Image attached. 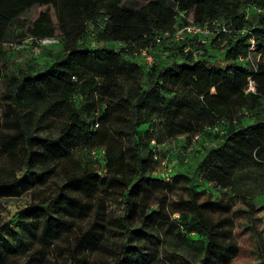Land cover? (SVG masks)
Returning <instances> with one entry per match:
<instances>
[{
    "label": "trees",
    "instance_id": "1",
    "mask_svg": "<svg viewBox=\"0 0 264 264\" xmlns=\"http://www.w3.org/2000/svg\"><path fill=\"white\" fill-rule=\"evenodd\" d=\"M123 2L0 0V47L13 24L33 44L58 38L61 45L59 53L42 49L41 68L32 63L0 73L6 108L0 147L9 168L16 167L12 178L0 179V199L32 197L13 227H0V264L27 251H36V264H45V254L59 253L62 245L66 264H231L237 252L231 229L205 214L213 203L197 202L205 188L196 187L206 183L246 207L247 227L257 236L264 263V236L252 225L258 221L253 199L264 196V0H173V7L149 0L134 11L122 8ZM34 7L36 18L28 24L22 16ZM246 7L262 12L248 19L241 14ZM189 25L207 26L212 33L226 26L228 33L198 45L200 53L189 40L164 37ZM90 27L93 48L85 45ZM251 39L253 55L261 60L240 62L250 54ZM118 41L135 49L154 45L161 53L144 69L111 51L108 45ZM212 45L222 52L223 67L206 54ZM143 70L146 84L140 86ZM249 79L255 93L245 92ZM165 88L187 92L163 115L159 126L165 137L202 138L193 174L173 178L187 186L176 217L160 207L162 200L151 199L173 184L151 177L156 160L141 148L137 132L143 111L163 100ZM250 114L252 123H244ZM116 121L127 123V143L114 131ZM84 150L103 157L105 175L77 157ZM56 178L60 183L52 188ZM111 196L123 206L121 216L106 211Z\"/></svg>",
    "mask_w": 264,
    "mask_h": 264
},
{
    "label": "rangeland",
    "instance_id": "2",
    "mask_svg": "<svg viewBox=\"0 0 264 264\" xmlns=\"http://www.w3.org/2000/svg\"><path fill=\"white\" fill-rule=\"evenodd\" d=\"M148 1L149 0H124L122 8L134 11L144 6ZM159 1L165 6L173 7L174 5L173 0ZM254 11L262 12L261 10L258 11L255 7H246L241 10V14L249 19ZM36 13L37 7H34L23 14L22 18L25 19L28 24H31L36 18ZM89 30L91 34L85 45L89 48H93L97 46L92 37L95 33L94 29L91 27ZM22 34V32L20 33V31L16 29L14 24L7 31V43L0 47V73L3 76L11 72L16 73L32 63L35 64L36 68H41L44 65V59L41 57L42 50L34 45L32 40ZM214 36V33L209 34L206 38H203V40L209 42ZM190 43L193 45L190 48L194 52H204L203 48L198 46L199 44L194 40ZM45 49L54 53H59L61 45H53L52 48ZM159 50L160 47L155 48L157 55L161 53ZM206 54H208L211 61L215 60L217 66L223 67L224 60L222 58V52H219L213 45L208 48ZM252 60L256 63L260 61L261 58L258 55H253ZM147 72V70H143L141 76H139L140 86H145V76ZM186 94L187 92L182 88L176 90L165 88L162 93L163 100L161 102L152 101L143 111V124L137 130L141 148L147 152H151L156 160V165L151 172V177L173 184L170 190H158L153 193L151 199L159 198L162 200L160 207L165 208L168 212H172L173 217L177 216L179 199L187 197L185 180L180 179V181L174 182L173 178L179 173L188 176L193 174L192 158L197 154L198 150H200L202 138L200 136L181 135L174 139H170L165 137L159 124H163V115L165 112L173 110L177 104L185 100ZM3 95L4 83L0 82V131L5 130L4 112L6 108L3 105ZM97 103L99 106L105 105L104 100L101 98H97ZM125 117L129 118L128 115ZM85 118L86 123L90 124V116L86 114ZM246 118L247 119L243 120L244 123L251 124L253 116L250 114ZM113 124V129L117 133V136H124V142L127 143L123 125L127 123H125V121H116ZM77 157L85 164L88 162L89 168L93 169L98 176L101 177L105 175V162L98 152L89 153L84 150L77 153ZM9 165L0 147V179L13 177L12 173L16 167L11 170ZM18 176L20 175H16V177ZM199 181L200 178L198 177L195 182L199 183ZM58 183H60V181L56 178V180L51 182V187L55 188ZM201 187H204L205 191L197 197V202L213 203L212 206L203 210L205 214L214 222L222 221L226 228L232 231V235L237 244V252L231 264H264L260 262L259 259L257 236L247 227L250 226L251 223L247 219L245 213L246 207L233 194L219 192L213 184L206 183L204 185H197L196 190H199ZM117 200L116 196L109 197L105 201V208L107 212H111L114 216H121L124 212V208ZM30 203H32V197L29 194H24L18 198L0 199V227H13L17 221L18 213L29 206ZM253 204L257 208L256 217L258 221L252 222V225L264 236V196L255 197L253 199ZM60 248V254L58 252L53 254L49 252L46 253L43 263L49 264L50 260H55L56 264H66L69 261L67 249L65 245H62ZM35 252L36 251H34V253L33 251H27L22 255H12L7 264H36L35 258H40V256Z\"/></svg>",
    "mask_w": 264,
    "mask_h": 264
},
{
    "label": "built area",
    "instance_id": "3",
    "mask_svg": "<svg viewBox=\"0 0 264 264\" xmlns=\"http://www.w3.org/2000/svg\"><path fill=\"white\" fill-rule=\"evenodd\" d=\"M228 33L226 26L218 27L215 33ZM214 33V34H215ZM212 32L208 29L207 26L198 27V26H184L183 28H176L175 32L170 34H165L164 37L168 39V41H176L179 42L181 40H189L188 42L192 41L194 38L199 45H205L206 41L203 38H206ZM250 54L242 59L240 58V62H253L252 56L253 52L255 51V44L254 41L251 39L250 41ZM60 44V39L58 38H43L35 40V44L41 50L44 48H52L53 45ZM156 44H160V40L156 39ZM102 45V44H101ZM110 49L113 53L119 54L125 58H128L130 63L136 64L138 66H142L145 69H148L155 63V47L154 45H150L145 48L135 49L133 45L118 41L113 42L110 45ZM188 51V48L185 49V52ZM252 53V54H251ZM246 93H255V86L253 82L249 79V84L245 90Z\"/></svg>",
    "mask_w": 264,
    "mask_h": 264
}]
</instances>
